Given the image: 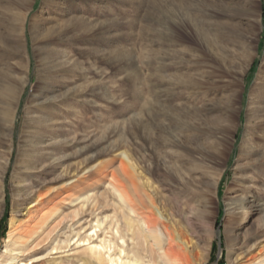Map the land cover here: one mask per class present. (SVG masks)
<instances>
[{
	"label": "rangeland",
	"instance_id": "374dc122",
	"mask_svg": "<svg viewBox=\"0 0 264 264\" xmlns=\"http://www.w3.org/2000/svg\"><path fill=\"white\" fill-rule=\"evenodd\" d=\"M133 181L193 264H264V0H0V264L53 205L18 260L131 254Z\"/></svg>",
	"mask_w": 264,
	"mask_h": 264
},
{
	"label": "bare ground",
	"instance_id": "6f19581e",
	"mask_svg": "<svg viewBox=\"0 0 264 264\" xmlns=\"http://www.w3.org/2000/svg\"><path fill=\"white\" fill-rule=\"evenodd\" d=\"M257 92L258 90H255L252 96L256 95ZM66 105L67 104L64 106L65 108ZM167 155L169 164L165 165L164 176L170 181L180 182L181 187L179 188L185 189L184 183L181 181L183 178L182 171L184 169L182 157L173 150L169 151ZM120 185L122 186V184ZM133 186L136 194L135 199L127 197L123 191H118V194L124 208H127L129 211L124 214V217L129 222L127 223V225H129L127 227H129V231H131L129 239L134 241V251L131 254H127L123 247L117 246V254L112 256L110 253H107V256H105L106 259L101 253V249H106L109 252L112 247H110L109 244H91L87 246L86 251H88L96 261L106 264H193L191 252L184 240V233L162 216V209H164L165 206H168L173 213L182 211L181 201L173 196L168 195L163 197L158 195L157 192L150 193L148 191V182L140 184L133 181ZM39 201L40 200L36 198L34 201L35 204H32L30 207L36 205ZM55 217L56 210L53 205L45 212V216L41 220V225L35 230H31L28 238H26L21 245V240H19L21 233H16L15 239L10 241L8 245L6 244L8 251H11L9 254L11 255L9 260L10 264H14L15 262L19 264L28 263L18 260V255H16V253H18V251H26V245L31 241L33 242L40 231L43 232L41 227L49 226ZM54 229L55 225H52L48 234ZM115 234L119 236L117 230H115ZM119 238L120 242L124 244V237L119 236ZM86 260L92 263L91 258L88 257Z\"/></svg>",
	"mask_w": 264,
	"mask_h": 264
}]
</instances>
